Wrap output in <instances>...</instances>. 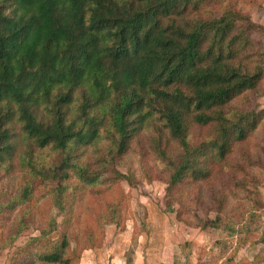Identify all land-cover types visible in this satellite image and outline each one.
<instances>
[{"label": "trees", "instance_id": "1", "mask_svg": "<svg viewBox=\"0 0 264 264\" xmlns=\"http://www.w3.org/2000/svg\"><path fill=\"white\" fill-rule=\"evenodd\" d=\"M202 1L0 0V248L39 230L10 264H79L85 250L101 247L106 225H124V201L100 198L98 188L152 180L137 170L159 158L167 199L179 206L165 212L193 228H222L237 247L250 240L264 207V137L254 151L247 142L264 132V108L225 106L263 83L264 24L259 35L236 5L205 18ZM153 115L162 122L151 138ZM204 126L203 137L191 133ZM97 147L108 152L96 156ZM192 204L200 209L189 213ZM53 232L57 239H46ZM215 242V260L232 263L227 239ZM261 242L251 264L264 260V235Z\"/></svg>", "mask_w": 264, "mask_h": 264}, {"label": "rangeland", "instance_id": "2", "mask_svg": "<svg viewBox=\"0 0 264 264\" xmlns=\"http://www.w3.org/2000/svg\"><path fill=\"white\" fill-rule=\"evenodd\" d=\"M206 1L208 2L203 0L199 7L205 18L221 14L220 9L222 7L227 6L224 10H232L233 8L230 6L236 5L244 11L242 12L243 14L248 15L251 19L252 28L264 24V0H214L218 2L215 5L210 0ZM244 23L247 24L248 22L244 20ZM255 29L259 35L262 34V30L260 33L257 28ZM260 41L264 42V36L260 35ZM260 46L258 47V52L261 55V66L264 70V45ZM262 79L263 83L258 87H254L253 90H249V93L246 92L245 97L232 99L225 106L227 113L237 109L255 112L263 109L264 77ZM260 91L262 93L259 94ZM75 92L77 94V91ZM78 92L80 91L78 90ZM80 102V100L73 102L68 110L75 107L77 103L79 106ZM98 111L97 109L95 110V112ZM37 114L39 116L42 114L41 106L38 108ZM151 120L152 124H150L148 130L153 129V133L150 136L152 138L158 135V128L162 120L157 115L151 116L148 122ZM17 127L14 122L13 128L17 129ZM108 131V129H104L102 130V134L105 135L104 133ZM207 132L206 127L204 129L196 128L191 131L197 138L203 137ZM263 137L264 132L259 129V132L250 138L247 145L252 143V150L254 151L258 139ZM101 141L100 145H104L107 140L102 139ZM133 149L135 150L134 155L139 156V147L136 146ZM92 150L96 156H102L108 152L103 147H97ZM235 155H232L229 160V166L232 170H236L237 168L234 164ZM39 157L44 161L49 157V154L43 153L41 155L40 153ZM118 170L124 171L125 168L118 167ZM146 170L151 173L152 180L142 176L140 183L132 186L122 179L117 182L118 187L107 184L108 193H105L107 191L103 185L98 188L100 189V198L112 199L114 198V194H118L120 199L124 201L122 207L124 225L122 229L113 224L106 225L103 230L101 247H97L99 249L93 253L86 252L83 254L79 264H199L200 262L204 264H221L223 258L215 260L216 252L220 248V245H217L215 242L218 239H227L228 249L224 256L233 254V262L230 264H251L250 262L253 261L256 254L263 248L261 238L264 235V207L258 212L259 218H257V222L253 225V228L256 227V230H253V233L249 237L250 240L244 245L237 247V236L225 237L222 228L215 232L193 228L178 221L174 211L165 212L169 203L175 210L179 207L173 197L169 195L171 200L168 201V197L166 196L168 186L167 175L169 172L165 168V162L162 158L156 161L150 160L149 166L145 169H138L136 175H139L140 172H146ZM157 177L160 178L158 179ZM257 188L264 198V174ZM90 200L92 201L91 196ZM198 202L206 203V197L198 199ZM196 209H200V207L192 204L189 206L188 211L189 213H193ZM50 213L55 216L58 222L61 223L63 221L64 217L55 208L51 209ZM200 214H203L202 209ZM209 215L213 217L214 212H210ZM75 219L78 220V215L73 220ZM74 232H77L76 225L73 231L70 230L68 232L71 247H75ZM38 235L39 230L28 228L11 246L0 248V264H10L11 257L28 242L34 243L31 241V237ZM58 235V232H53L46 239L56 240ZM49 245H38L36 248L41 250L48 249ZM254 264H264V260L261 263Z\"/></svg>", "mask_w": 264, "mask_h": 264}, {"label": "crops", "instance_id": "3", "mask_svg": "<svg viewBox=\"0 0 264 264\" xmlns=\"http://www.w3.org/2000/svg\"><path fill=\"white\" fill-rule=\"evenodd\" d=\"M97 249H99V248H93V249L85 250V251L82 253V255L85 254L86 252H91V253H93V252H94L95 250H97ZM81 260H82V257H81ZM81 260H80V262H81Z\"/></svg>", "mask_w": 264, "mask_h": 264}]
</instances>
